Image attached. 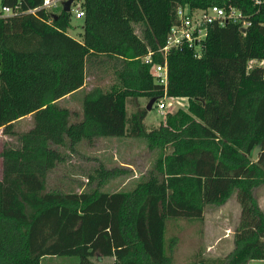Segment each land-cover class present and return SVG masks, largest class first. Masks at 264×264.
Instances as JSON below:
<instances>
[{"label":"trees","instance_id":"obj_1","mask_svg":"<svg viewBox=\"0 0 264 264\" xmlns=\"http://www.w3.org/2000/svg\"><path fill=\"white\" fill-rule=\"evenodd\" d=\"M0 3L20 11L0 14V130L14 137V124L32 116L30 129L0 152V264H41L45 257L173 264L178 239L165 237L167 219L201 222L206 206L233 194L240 209L233 250L222 259L198 252L189 264L264 261V211L254 197L264 185V67L247 69L264 60V5L256 13L252 0H82L78 41L67 33L71 11L52 14L44 0ZM156 3L161 30L152 17ZM214 5L240 9L251 25L245 33L234 24L211 27L199 58L186 48L170 50L165 91L143 58L165 44L179 7ZM133 23L147 24L151 38L140 39ZM161 62L154 53L152 64ZM109 71L113 85L85 91L87 78ZM164 93L185 99V110L167 113L151 129L146 109L128 115V101ZM67 96L78 100L80 116L63 104ZM101 138L144 140L162 153L131 191L101 192L122 173L103 165L89 174L97 185L86 191L48 189L65 150Z\"/></svg>","mask_w":264,"mask_h":264},{"label":"rangeland","instance_id":"obj_2","mask_svg":"<svg viewBox=\"0 0 264 264\" xmlns=\"http://www.w3.org/2000/svg\"><path fill=\"white\" fill-rule=\"evenodd\" d=\"M50 3L56 1V8L47 9L52 14H58L62 9V4L67 0H48ZM82 0H74L71 5L70 12V28L67 33L70 37L81 41L82 25L80 20L74 17V9ZM1 2V0H0ZM152 17L155 28L161 30L163 26L162 7L158 3L153 8ZM1 12V3H0ZM134 33L140 39L151 38L149 26L147 24H131ZM264 65L260 62L251 61L247 65V69L251 70L256 66ZM116 82L113 72L94 74L87 78L85 90H91L94 86L107 89ZM80 98V95L77 97ZM150 99L138 98L127 102V113L130 115L136 110L146 109ZM76 104L68 105L71 110L80 112L77 99H73ZM168 103V99H166ZM172 107L168 111L160 112L156 105L147 111L144 124L148 129L157 127L163 122L167 113H175L179 110H185L187 101L185 99H172ZM32 124L31 120H22L14 124L16 136L9 137L0 130V152L5 145H15L17 143V135L26 131ZM65 150L64 161L57 165L48 177V189L58 190L63 193L86 191L88 187L97 185V181L88 182L89 174L94 173V169L98 168L102 163L106 168H118L122 171L117 178L109 180L105 185L100 187V191L104 193H115L120 191H131L140 180L146 179L148 172L152 169L154 162L159 158L162 152L156 149H149L144 140L139 139H116L101 138L96 139L89 146L86 143H80L75 147L74 151ZM169 153V150L165 151ZM115 153V155H114ZM0 159V174H1ZM259 207L264 211V185H260L254 190ZM206 222L201 225L200 221H188L183 219H167L166 235L176 236L178 244L174 253L173 264H184L183 259L190 260L200 252L206 250L209 244H217L214 255L219 259L224 258L233 250V230L236 228L239 219V205L233 194L225 204L221 206H206ZM204 212V213H205ZM218 220V221H217ZM185 222L187 223L185 225ZM193 225H192V224ZM210 225V226H209ZM208 226V227H207ZM232 228L230 236H225V229ZM211 230L208 233V230ZM205 254V253H204ZM94 264L97 261L93 260ZM188 262L187 264H189ZM41 264H79L77 257H45L41 260ZM101 264H112L109 261Z\"/></svg>","mask_w":264,"mask_h":264},{"label":"built area","instance_id":"obj_3","mask_svg":"<svg viewBox=\"0 0 264 264\" xmlns=\"http://www.w3.org/2000/svg\"><path fill=\"white\" fill-rule=\"evenodd\" d=\"M252 4L256 8V13H258L264 5V0H252ZM56 6V1L50 3L48 0H44L42 8L47 10L56 8ZM19 13L18 6L13 8L7 6L1 7L0 12L1 16H14ZM25 13L34 14L35 10H28ZM73 13L75 19L83 17L81 3L76 5ZM230 24L237 25L239 29H245L246 31L251 25V21L245 17L240 9L233 6L214 5L207 9H192L189 6L179 7L176 10V22L167 31L165 44L157 52L148 50L147 55L143 58V63L151 66L150 73L154 81L163 86L166 91L168 81V52L170 50L186 48L191 50L195 57L199 58L204 49L210 28L213 26L224 28ZM154 53L160 54L162 57L161 63L152 64ZM257 62L263 64L264 60ZM259 67H264V65H259ZM166 99H168V103ZM171 100L164 93L161 98L157 99L155 105L160 112L168 111L173 105Z\"/></svg>","mask_w":264,"mask_h":264},{"label":"crops","instance_id":"obj_4","mask_svg":"<svg viewBox=\"0 0 264 264\" xmlns=\"http://www.w3.org/2000/svg\"><path fill=\"white\" fill-rule=\"evenodd\" d=\"M103 70H106V68H104ZM102 70V71H103ZM86 87V86H85ZM85 89V88H84ZM86 92L87 91H89V90H85ZM64 101H63V104L67 107V108H69L68 107V105H71V104H76L75 103V101H73V99H71L69 96H67L65 99H63ZM62 103V102H61ZM77 103L79 104V102L77 101ZM70 109V108H69ZM80 109V108H79ZM71 110V109H70ZM73 113H76L77 115H79L80 116V112H77V111H74V110H71ZM22 120H31L32 121V116L31 115H28V116H26V117H24V118H22V119H20L19 121H22ZM18 122V121H17ZM30 126H32V124L30 125ZM30 129V127L27 129V130H29ZM26 130V131H27ZM26 131H24V132H26ZM116 139H118V138H116ZM123 139H125V138H123ZM68 151V150H67ZM66 151V152H67ZM114 155H115V153H114ZM116 156V155H115ZM101 165H103L105 168L107 167V166H105V164L104 163H102ZM107 169H110V168H107ZM0 179H1V174H0ZM81 192V190L79 191V192H77V193H80ZM239 213H240V209H239ZM239 217V216H238ZM218 221V220H217ZM203 223H207L206 222V212L204 213V218H203V220H202V222H201V225L203 224ZM187 223L185 222V225H186ZM192 224V223H191ZM193 225V224H192ZM210 226V225H209ZM208 227V226H207ZM235 230V229H234ZM234 230H233V233H234ZM210 229L208 230V233H210ZM231 231H232V228L230 229V228H226L225 229V236H227V234H228V236H230V234H231ZM216 248H217V244H209V245H207L206 246V250L202 253V255L204 256V257H207V258H203V257H201L202 259H219V257H216L215 255H214V251L216 250ZM231 252V251H230ZM229 252V253H230ZM205 253V254H204ZM228 253V254H229ZM227 254V255H228ZM226 255V256H227ZM193 260V258H191V261ZM95 261H97V263H102V262H106V261H109V262H111L112 264H114V259L113 258H104V259H99V260H95ZM183 261H184V264H187L188 262H191L190 260H185V259H183ZM93 263H94V261H93ZM248 264H264V261H258V260H254V261H250Z\"/></svg>","mask_w":264,"mask_h":264},{"label":"water","instance_id":"obj_5","mask_svg":"<svg viewBox=\"0 0 264 264\" xmlns=\"http://www.w3.org/2000/svg\"><path fill=\"white\" fill-rule=\"evenodd\" d=\"M73 1L74 0H67V1H65L62 4V10L64 12H67V13L70 12L71 11V5H72ZM240 32L241 33H245V29H240ZM156 101H157L156 98L150 99L149 100V103H148V105L146 107V110L147 111H150L152 109V106L155 104ZM259 150H260V146L255 147V149L253 150V152H252V160L253 161H256L257 160V155H258Z\"/></svg>","mask_w":264,"mask_h":264}]
</instances>
